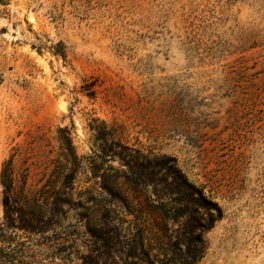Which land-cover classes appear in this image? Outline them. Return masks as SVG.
Here are the masks:
<instances>
[{"label": "rangeland", "instance_id": "374dc122", "mask_svg": "<svg viewBox=\"0 0 264 264\" xmlns=\"http://www.w3.org/2000/svg\"><path fill=\"white\" fill-rule=\"evenodd\" d=\"M0 264H264V0H0Z\"/></svg>", "mask_w": 264, "mask_h": 264}, {"label": "trees", "instance_id": "16d2710c", "mask_svg": "<svg viewBox=\"0 0 264 264\" xmlns=\"http://www.w3.org/2000/svg\"><path fill=\"white\" fill-rule=\"evenodd\" d=\"M108 134L110 135V133H108ZM73 155H74V153H73ZM178 178L176 179V182L178 183V185H180V180ZM1 180H2V185L4 186V189L8 190L9 186H10V179H8V175H7L5 169L2 170ZM195 200L197 201V199H195ZM195 257H196V255H195ZM192 260L195 261L196 259H192Z\"/></svg>", "mask_w": 264, "mask_h": 264}]
</instances>
